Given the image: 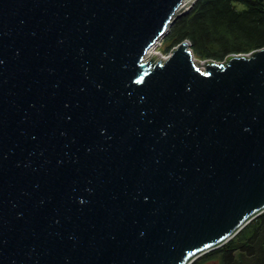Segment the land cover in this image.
Wrapping results in <instances>:
<instances>
[{"label": "water", "instance_id": "95a60500", "mask_svg": "<svg viewBox=\"0 0 264 264\" xmlns=\"http://www.w3.org/2000/svg\"><path fill=\"white\" fill-rule=\"evenodd\" d=\"M184 1L0 0V264H191L264 212V47L148 59Z\"/></svg>", "mask_w": 264, "mask_h": 264}, {"label": "trees", "instance_id": "16d2710c", "mask_svg": "<svg viewBox=\"0 0 264 264\" xmlns=\"http://www.w3.org/2000/svg\"><path fill=\"white\" fill-rule=\"evenodd\" d=\"M185 39L203 60L222 61L230 54L260 49L264 47V0H197L177 17L163 43L172 49Z\"/></svg>", "mask_w": 264, "mask_h": 264}, {"label": "flooded vegetation", "instance_id": "af4514ba", "mask_svg": "<svg viewBox=\"0 0 264 264\" xmlns=\"http://www.w3.org/2000/svg\"><path fill=\"white\" fill-rule=\"evenodd\" d=\"M246 226V233L241 234V230L229 241L202 254L191 264H264V212Z\"/></svg>", "mask_w": 264, "mask_h": 264}, {"label": "rangeland", "instance_id": "374dc122", "mask_svg": "<svg viewBox=\"0 0 264 264\" xmlns=\"http://www.w3.org/2000/svg\"><path fill=\"white\" fill-rule=\"evenodd\" d=\"M192 5V4H191ZM191 5H189L188 7H187V9L191 6ZM238 6L240 7V8H242L243 7V5L242 4H238ZM186 9V10H187ZM183 11H185V10H183ZM187 13V12H186ZM182 14H185V13H182ZM181 14V15H182ZM164 40V39H163ZM163 40L159 43V45H158V53L155 55V56H153L152 58L154 59V60H158V59H160V58H162V57H166V56H168L170 53H171V51H172V49H170V48H167V46H166V44L165 43H163ZM196 57V56H195ZM152 58H150V59H152ZM197 59H199L198 57H196ZM149 59V58H148ZM201 60H203V59H201ZM201 67H203L202 65H201Z\"/></svg>", "mask_w": 264, "mask_h": 264}, {"label": "bare ground", "instance_id": "6f19581e", "mask_svg": "<svg viewBox=\"0 0 264 264\" xmlns=\"http://www.w3.org/2000/svg\"><path fill=\"white\" fill-rule=\"evenodd\" d=\"M195 0H185L183 3L182 10H186L189 5H191ZM160 42L156 43L148 52H147V58H152L158 53V45Z\"/></svg>", "mask_w": 264, "mask_h": 264}]
</instances>
